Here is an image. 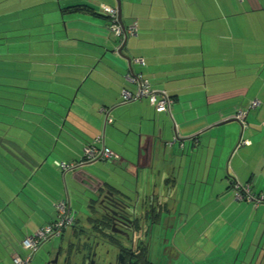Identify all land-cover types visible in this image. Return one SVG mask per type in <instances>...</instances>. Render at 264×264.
Returning <instances> with one entry per match:
<instances>
[{"label":"crops","instance_id":"crops-1","mask_svg":"<svg viewBox=\"0 0 264 264\" xmlns=\"http://www.w3.org/2000/svg\"><path fill=\"white\" fill-rule=\"evenodd\" d=\"M46 1L49 6L35 7ZM119 2L123 24L137 26L121 51L129 57V65L117 52L123 39L111 34L109 21L99 9L100 4L116 8L117 0H0L5 26L14 30L9 36L18 32L20 37L22 20L27 18L45 26L40 13L49 10V38L41 39L43 33L35 40L50 42L51 51L39 58L50 55L72 67L63 72L47 70L42 60L27 65L11 60L5 50L9 63L4 66L25 68L8 73L21 77L23 91L33 89L29 102L52 99L59 115L34 122L28 130L23 120H14L21 128L6 129L22 136L24 143H10L13 147L8 149L0 146V215L5 217L0 264L26 257L20 242L56 218L53 204L69 199L73 206L72 200L84 189L78 173L82 179L109 183L130 194L136 188L149 193L151 184L155 188L177 185L173 198L181 202L176 208L180 218L171 225L172 231L185 243L188 232L193 234L201 261L234 262L243 253V259L253 264V252L264 243V203L235 198L234 186L248 185L252 194L264 192V0ZM75 58L82 62L73 63ZM106 61L107 65L97 67ZM137 75L148 81L154 93L171 98L168 112L156 111L144 96L124 98L123 91L132 96L137 91V83L130 79ZM53 91H68L64 94L71 101L66 105L60 95L47 93ZM64 106L67 111L58 125ZM35 111L39 109L20 113L17 119L30 118ZM240 111L243 122L236 118ZM42 134L51 143L50 151L62 156L54 160L59 173L53 169V179L50 167L44 166L48 150L38 141ZM137 139L138 165L134 164ZM90 144L107 148L111 157L84 159V148ZM62 161L71 168L58 166L56 162ZM44 171L50 175L51 188L60 193L52 201L53 215L41 198L34 197L35 176ZM234 228L242 234L240 242L227 243ZM21 234L23 239L17 241ZM218 241L225 245L219 247Z\"/></svg>","mask_w":264,"mask_h":264},{"label":"flooded vegetation","instance_id":"flooded-vegetation-1","mask_svg":"<svg viewBox=\"0 0 264 264\" xmlns=\"http://www.w3.org/2000/svg\"><path fill=\"white\" fill-rule=\"evenodd\" d=\"M79 174L76 178L84 189L78 191L75 199L78 209L66 199L70 222L44 241L56 237L55 244L41 255L44 259L41 264H235L237 261L197 260L194 246L191 245L194 257L178 246L179 234L171 228L175 219L180 218L176 208H180L181 202H174L175 192L170 194L158 187L151 196L150 192L142 194L136 188L130 195L135 197L137 208L118 212L127 218L122 221L110 212L114 208L109 200L119 196L117 188L109 183L82 179ZM107 191L113 195L105 199Z\"/></svg>","mask_w":264,"mask_h":264},{"label":"rangeland","instance_id":"rangeland-1","mask_svg":"<svg viewBox=\"0 0 264 264\" xmlns=\"http://www.w3.org/2000/svg\"><path fill=\"white\" fill-rule=\"evenodd\" d=\"M56 5H57V2L55 1ZM65 4H62L61 8L63 9ZM40 6H49V1H46L42 4H40L39 6H35V7H40ZM59 8V7H58ZM50 12L49 10H47L46 8H44V10L40 13V16H41V19L43 21H45V26L41 25V26H37L35 25V22L34 20H31L29 18L27 19H24L22 20L23 21V27L21 28V32H22V35L19 37L18 36V32H15V33H12L11 36V39L9 40V43H11V46L9 45L8 48L6 46H0V50L2 51V49L4 48L6 50V53L9 54L10 56V59L11 60H21V61H26L27 62V65L30 64V63H33V61H40L42 60L43 62H46L47 65H46V69L47 70H60L61 72L65 71V70H71L72 67H68L66 64H59V59L57 58H54V57H51L50 55H47L46 58H42L40 59V55H44L46 54L47 52H50L51 51V43L50 42H37L35 39H37V36L40 37L39 34H43L41 39H48L49 37L47 36V31H49V21H50ZM59 15H60V12H59ZM59 20V18H58ZM49 34V32H48ZM23 41H26V42H23ZM110 52V50H109ZM28 54L30 55V57L28 56ZM16 55H21L23 56V59H18L16 58ZM12 56V57H11ZM63 58V57H62ZM66 60V59H65ZM67 61V60H66ZM73 63H76V62H82V60H78L75 58V60L72 61ZM95 64V63H94ZM93 64V65H94ZM107 61L106 62H102L101 64H98L97 67L101 68L103 67L104 65H107ZM25 65V63L23 64ZM91 67V66H89ZM94 67V66H93ZM22 69H25V68H22ZM28 70V72H33L34 70H29V68H26ZM72 70H77L76 67L75 69H72ZM24 72H27L26 70ZM33 74V73H32ZM264 80V78H263ZM33 83V82H32ZM261 83V81L259 82ZM23 91V90H22ZM53 95L56 94V96L60 95V97L58 96V98L66 103V105L68 104V102L71 101V98H66L65 94L64 93H69L68 91L67 92H64L62 93L61 91L60 92H57V91H53L51 92ZM69 99V101L67 100ZM44 100V99H43ZM34 100V103L32 102H29L35 106L33 107H29L27 105L24 106L23 108V111H20L22 113H25V114H29L30 112L34 111V107L35 108H38L39 111H35L36 114H33V116L31 115L30 118L26 116H22L21 119H15L16 122L19 121L22 123L21 120H23L25 122V125H24V129L25 130H28L26 129V127H33L34 125V122L37 123V121H45V119H49V116H55V113L57 112L56 109L52 106L55 104V101L52 100V99H49V100ZM65 107V106H64ZM66 109V108H65ZM63 107L60 108V115L63 116L64 114H66V111L67 109L65 110ZM246 109H249L246 108ZM18 116V115H16ZM33 118L36 119V121L33 120ZM8 120H10V117L8 118ZM35 123V124H36ZM28 125V126H27ZM15 127H18V128H21V125L20 124H14ZM11 127V126H10ZM11 130H17V129H14V128H11ZM14 132L15 131H8L6 130L5 134L3 135V139L1 140V142L3 143L2 145L0 146H3L1 148H5V149H8V148H12L13 145L10 144V143H15V144H23L24 141H23V138L22 136L19 137V135H14ZM45 137L46 135L45 134H42V139H41V144L44 145V142H45ZM46 156H47V161L45 163L44 166H48L50 167V171L52 172L51 173V176H52V179H53V175L55 172H57V168L55 167L54 165V160L58 159V160H61V153L59 151H53L51 152L50 150L47 151L46 153ZM53 169L55 170V172L53 171ZM45 171H44V175H41L40 173H38L36 176H35V181H36V185H37V188H36V194L34 195V197L38 200H40V198L42 199V203H43V206L49 211L51 212V215H53V207H54V204H53V207H52V201L55 200L57 198V196L60 194L58 191L57 188H53L55 190H53L50 185V175H45ZM59 173V171L57 172ZM57 175V174H56ZM60 176V174H59ZM67 180L70 182V177L68 176L67 177ZM71 185H73L72 182H70ZM41 195H39V194ZM19 198V197H18ZM41 201V200H40ZM73 203V207L75 206V209H78L77 207V202L76 200H72ZM8 208V207H6ZM30 207L28 205H26V209H29ZM31 213H34L33 212V209L31 208ZM12 211V210H10ZM7 215V214H6ZM37 215L38 214H35V219H37ZM7 217V216H6ZM28 217V216H27ZM4 215H0V229L1 226H3L5 228V225H4V222H2V220H4ZM7 219H9L7 217ZM54 219V218H53ZM9 221H11L9 219ZM192 224V223H190ZM29 226H34V224H31V223H28ZM236 226V225H235ZM234 231V232H233ZM232 232H228V237L227 239L229 240L227 243H230L231 241H234V243H236V241L238 240V243L240 242V238L242 237V234H240V232L237 233V229L234 228ZM0 235H1V232H0ZM17 235H18V227H17ZM24 234H21L18 236V240L19 239H23ZM193 239H194V236L193 234H191V232L189 233L188 232V240H187V243H185L184 239L182 238L181 239V235H179L176 239V242L178 243V246H180V248H183L185 249V251L187 253H189V255L191 254V256H195V254H192L191 251H193L194 249L191 250V248L193 247ZM257 242V240H255ZM56 242V237L54 238H51L49 239L48 241L44 242L43 245L38 248L30 262L28 264H40V257L41 255L44 256L43 252L45 251V249H49L53 244H55ZM254 242V243H256ZM20 245H21V242H20ZM192 245V247H191ZM225 245L221 243V241H218V246L221 247ZM22 246V245H21ZM246 247V246H244ZM259 247H264V243H262V245H260ZM246 248H243V250H245ZM222 249H218L219 252H222L220 251ZM20 251L22 254H24V256H27L30 252L29 250H24L22 247H20ZM197 260H201L202 259V255L198 252L197 250ZM245 253V251H244ZM252 252H248V257H251V254ZM244 254L241 253V256L240 258L235 262V264L237 263H241V261L243 262V264H249L250 262L248 260H244ZM7 261V260H6ZM254 262H256V259L254 260ZM262 264H264V260L262 262Z\"/></svg>","mask_w":264,"mask_h":264},{"label":"built area","instance_id":"built-area-1","mask_svg":"<svg viewBox=\"0 0 264 264\" xmlns=\"http://www.w3.org/2000/svg\"><path fill=\"white\" fill-rule=\"evenodd\" d=\"M100 11L107 16L109 21V31L115 38H119L120 41L123 39V29L119 23L117 16V9L107 5L100 4ZM136 25L125 26L126 35H133L136 32ZM133 82L137 83V91L132 96L127 91H123V96L126 100L136 99L139 97H146L149 103L155 108L156 111L168 112L169 106L172 102L171 98L165 94L157 95L151 90V86L148 81L142 78L141 75L130 77ZM256 105V102L252 103V106ZM236 118L243 122L244 112L240 111L236 115ZM111 152L107 148H99L97 146L88 145L84 148V156L86 159H108L111 157ZM62 169H70L71 164L65 162H56ZM234 196L237 199H244L253 204L264 203V192L252 194L249 190L248 185H235ZM56 212V218L51 223L38 228L32 235L26 236L21 244L26 250H29V254L25 258L16 256L13 258V264H28L34 254V252L40 247V245L47 240L49 237L58 234L62 227L69 224V207L66 199H62L54 204Z\"/></svg>","mask_w":264,"mask_h":264},{"label":"trees","instance_id":"trees-1","mask_svg":"<svg viewBox=\"0 0 264 264\" xmlns=\"http://www.w3.org/2000/svg\"><path fill=\"white\" fill-rule=\"evenodd\" d=\"M4 16H6V12L1 11L0 12V46L10 44L9 40L11 39V37L8 34L14 31L7 29V27L5 26L6 22L3 20ZM5 63H9V61L5 60V49L3 48L2 51L0 50V145H2L1 140L3 139V135L5 134L6 129L15 124L14 120L17 119L16 115L22 113L20 111H23L25 105L29 106L30 98L34 97L33 89L28 88L29 90L27 89V91H22L24 89L20 84L22 79L17 75V73L15 74L8 73L11 71L23 70V69L18 67H11V66L7 67L4 66ZM47 93H51V92H47ZM63 108L67 109L66 106ZM31 113L32 112H30L29 114ZM55 115L58 116L59 112H56ZM64 115L61 116L58 125H61L64 119ZM9 117L10 120H8ZM51 122L53 124L55 123L52 120ZM38 141H41V139H39ZM42 146L46 148V151L51 149V143H49L47 139H45L44 145ZM84 159H86L85 156Z\"/></svg>","mask_w":264,"mask_h":264},{"label":"water","instance_id":"water-1","mask_svg":"<svg viewBox=\"0 0 264 264\" xmlns=\"http://www.w3.org/2000/svg\"><path fill=\"white\" fill-rule=\"evenodd\" d=\"M116 9H117V16H118L119 23H120V25H121V27L123 29V42H122L121 46L117 49V52L120 54V56L123 59L126 60V62L129 65L130 64L129 57L122 55V52H121L122 51V48L124 47V45L126 43L127 35L125 33V25L123 24L122 19H121V7H120L119 0H117ZM129 68H131V67H129ZM136 145H137L136 148H137L138 151L135 152L136 162L134 164L138 165L139 159L141 157L140 150H139L140 149V147H139V139L136 140ZM143 152L146 155V150L145 149H143ZM95 160H99V158L94 159V161ZM94 178L97 179L95 176H94ZM135 179L137 180V176L136 175H135ZM158 187L160 188V190H163L164 189L165 191H169L170 194H172L173 192L176 191L177 185L173 186L172 190H170V188H171L170 186L159 185ZM126 190L127 191H130V188H126ZM117 192H119V196L117 198H113L112 200H109L111 202V205L114 208V210H112V211L110 210V212L116 217V219H120L122 221H126V219H127V218H125L126 216L125 215L118 214V212L127 213V211H134V210H136L138 203H137L135 197H133L132 195H130L129 192L126 193V192L121 191L119 189H117ZM105 194H106V196H104L105 199L110 198V197H108V195H113L109 191H107ZM154 194H155V184H151L150 195L151 196H154ZM116 207H119L120 209H122V211L121 210H118ZM252 256H253V258L256 259V262H253V264H262V262L264 260V247H259L258 246L257 250L253 252V255ZM41 262L42 263L44 262V259H43L42 256L40 257V264H41Z\"/></svg>","mask_w":264,"mask_h":264}]
</instances>
